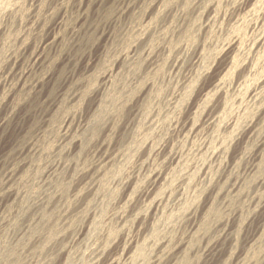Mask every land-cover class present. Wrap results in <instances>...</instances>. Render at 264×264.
I'll return each mask as SVG.
<instances>
[{
  "label": "rangeland",
  "instance_id": "obj_1",
  "mask_svg": "<svg viewBox=\"0 0 264 264\" xmlns=\"http://www.w3.org/2000/svg\"><path fill=\"white\" fill-rule=\"evenodd\" d=\"M0 264H264V0H0Z\"/></svg>",
  "mask_w": 264,
  "mask_h": 264
},
{
  "label": "bare ground",
  "instance_id": "obj_2",
  "mask_svg": "<svg viewBox=\"0 0 264 264\" xmlns=\"http://www.w3.org/2000/svg\"><path fill=\"white\" fill-rule=\"evenodd\" d=\"M263 247V246H262Z\"/></svg>",
  "mask_w": 264,
  "mask_h": 264
}]
</instances>
